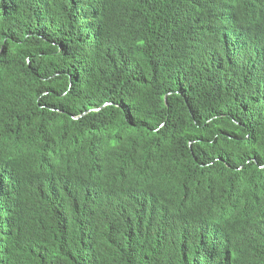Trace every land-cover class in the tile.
Listing matches in <instances>:
<instances>
[{
	"label": "trees",
	"instance_id": "trees-1",
	"mask_svg": "<svg viewBox=\"0 0 264 264\" xmlns=\"http://www.w3.org/2000/svg\"><path fill=\"white\" fill-rule=\"evenodd\" d=\"M256 1L0 0V264H223L199 206L226 195L264 224ZM99 161L203 182L174 220Z\"/></svg>",
	"mask_w": 264,
	"mask_h": 264
},
{
	"label": "clouds",
	"instance_id": "clouds-1",
	"mask_svg": "<svg viewBox=\"0 0 264 264\" xmlns=\"http://www.w3.org/2000/svg\"><path fill=\"white\" fill-rule=\"evenodd\" d=\"M257 3L259 7L260 3ZM252 55V49L249 48ZM256 55L253 59H260ZM252 59V57H248ZM107 104V103H106ZM94 108L93 110H97ZM105 174L111 187L121 190V196L142 204L145 208L158 207L165 214L171 213L174 220L179 216L177 208L193 206L197 199L198 188L202 177L193 176L188 172H178L167 176H152L146 172L133 174L128 183L116 185L110 178L113 164L95 163ZM44 180L43 175L37 174V180ZM91 182V180H86ZM86 191L79 195L86 197ZM226 195L207 211L209 204L200 205L203 208L204 220L202 225L214 233L213 249L221 257L223 264H264V224L256 226L251 222L247 211L237 206L234 198Z\"/></svg>",
	"mask_w": 264,
	"mask_h": 264
},
{
	"label": "bare ground",
	"instance_id": "bare-ground-1",
	"mask_svg": "<svg viewBox=\"0 0 264 264\" xmlns=\"http://www.w3.org/2000/svg\"><path fill=\"white\" fill-rule=\"evenodd\" d=\"M230 199V198H229Z\"/></svg>",
	"mask_w": 264,
	"mask_h": 264
}]
</instances>
